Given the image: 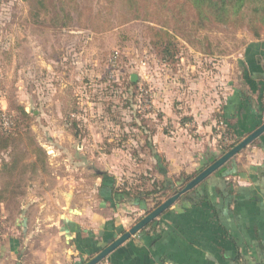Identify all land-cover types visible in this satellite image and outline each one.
Instances as JSON below:
<instances>
[{
  "label": "rangeland",
  "instance_id": "rangeland-1",
  "mask_svg": "<svg viewBox=\"0 0 264 264\" xmlns=\"http://www.w3.org/2000/svg\"><path fill=\"white\" fill-rule=\"evenodd\" d=\"M255 24L258 37L240 20L202 23L187 0H0V239L19 237L20 264H64L57 219L96 203L101 175L136 193L159 162L175 187L160 203L187 183L203 136L182 114L200 100L217 111L244 46L264 41ZM188 63L206 91L194 102ZM213 120L220 156L235 137Z\"/></svg>",
  "mask_w": 264,
  "mask_h": 264
},
{
  "label": "crops",
  "instance_id": "crops-1",
  "mask_svg": "<svg viewBox=\"0 0 264 264\" xmlns=\"http://www.w3.org/2000/svg\"><path fill=\"white\" fill-rule=\"evenodd\" d=\"M237 67L241 73L238 83L231 79L226 96H220L217 111L206 109L200 100L197 111L183 113L190 114L188 117L182 114L184 122L191 120L194 124L191 129L189 125L183 127L189 131L199 127L203 136L197 157L187 161L192 165L191 170H184L187 173L219 157V151L210 145L215 139L209 135L213 119L239 139L264 123V41H249L237 59ZM193 68L187 64L184 83L188 98L194 102L196 91L199 98L206 91L198 81L200 73L192 77ZM158 174L156 180L163 181L164 176L159 171ZM166 175L170 178L167 170ZM112 184L109 175H101L94 193L96 203L61 212L57 230L67 243L64 264H84L151 208L153 199L144 201L137 196L143 189L132 193ZM123 191H129V195ZM197 197L204 200L195 203ZM0 240V264H20L19 237ZM104 260L108 264H264V131Z\"/></svg>",
  "mask_w": 264,
  "mask_h": 264
},
{
  "label": "trees",
  "instance_id": "trees-1",
  "mask_svg": "<svg viewBox=\"0 0 264 264\" xmlns=\"http://www.w3.org/2000/svg\"><path fill=\"white\" fill-rule=\"evenodd\" d=\"M187 1L190 3L192 9L195 12H197V14L199 15V20L200 22L202 21V23L212 20L215 22L226 24L240 20L241 24L244 26H248V28L252 30V32L256 37H258L259 35L260 27H258L255 23L259 20L262 24H264V0H187ZM252 13L254 14L253 18H251L250 16V14ZM163 55L164 58H166L167 56L173 57L174 53H169V51L165 49ZM129 85L131 86L136 85V82L131 81L129 82ZM228 133L231 134L232 137H234L230 130H228ZM234 139H235L234 142L232 143V145L228 147V150L241 140L236 137ZM226 150L227 149L223 150L222 153L223 152L225 153ZM209 163L210 161L202 164L193 173H184L180 175V177L177 178L178 184L176 186L184 185L186 182H188L194 176H196L202 169H204ZM157 167H158V171L164 176V180L163 181L154 180L152 182V187L150 189L140 190L137 193L138 195L137 194L136 195L139 197V199L144 201L153 199V203L159 205L160 197L166 195V193L169 190L172 189L174 190L175 187L173 186V181L167 177L165 168L161 167L159 162H157ZM220 168H218L217 170H219ZM198 185H196L191 190L195 189ZM191 190L185 192L180 197L182 198L187 196ZM123 192L124 194L129 195V191L128 192L123 191ZM201 200H204V198L197 197L195 199V203H199ZM154 222L155 219L152 220L147 225H150Z\"/></svg>",
  "mask_w": 264,
  "mask_h": 264
},
{
  "label": "water",
  "instance_id": "water-1",
  "mask_svg": "<svg viewBox=\"0 0 264 264\" xmlns=\"http://www.w3.org/2000/svg\"><path fill=\"white\" fill-rule=\"evenodd\" d=\"M130 80L132 82H136L137 76L135 74H132ZM263 131H264V123L259 125L254 131H252L246 137L241 139L228 151H226L218 158H216L214 161H212L209 165H207L204 169H202L196 176H194L191 180H189L179 191H177L175 194L171 195L163 202H161L157 207H155L152 211H150L147 215H145L137 223H135L129 230L125 231L118 238H116L111 243L106 245L99 253H97L94 257H92L84 264H96L97 262L104 259L112 250H114L117 246L123 243L131 235H134L136 232L144 228L148 223H150L152 220L158 217L163 211L169 208L182 194L194 188L206 177H208L210 174H212L218 168H220L230 158H232L234 155L239 153L250 142L256 139Z\"/></svg>",
  "mask_w": 264,
  "mask_h": 264
},
{
  "label": "built area",
  "instance_id": "built-area-1",
  "mask_svg": "<svg viewBox=\"0 0 264 264\" xmlns=\"http://www.w3.org/2000/svg\"><path fill=\"white\" fill-rule=\"evenodd\" d=\"M226 138V137H225ZM231 138V136H230ZM233 143V142H232ZM232 145V144H231ZM230 146V145H229ZM96 264H108L107 261H105L104 259H102L101 261L97 262Z\"/></svg>",
  "mask_w": 264,
  "mask_h": 264
}]
</instances>
